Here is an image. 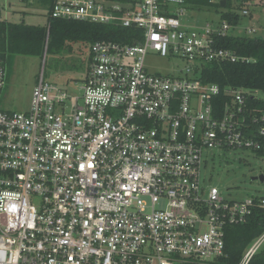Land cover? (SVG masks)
I'll return each mask as SVG.
<instances>
[{"label":"built area","instance_id":"built-area-1","mask_svg":"<svg viewBox=\"0 0 264 264\" xmlns=\"http://www.w3.org/2000/svg\"><path fill=\"white\" fill-rule=\"evenodd\" d=\"M221 1L234 12L239 0L211 2ZM241 1L249 16L250 0ZM192 6L54 0L52 19L140 35L135 44L91 45L82 98L41 76L28 111L0 109V264H219L226 228L264 210V197L227 202L203 185L207 151L261 149L264 110L249 108L245 90L203 80L209 64L249 60L219 46L228 20L184 26ZM149 52L186 66L181 75L152 74ZM7 83L0 56V98ZM263 246L264 234L239 264Z\"/></svg>","mask_w":264,"mask_h":264},{"label":"rangeland","instance_id":"rangeland-1","mask_svg":"<svg viewBox=\"0 0 264 264\" xmlns=\"http://www.w3.org/2000/svg\"><path fill=\"white\" fill-rule=\"evenodd\" d=\"M49 0H0L3 20L12 24L46 26L50 12ZM243 2H236L235 15L239 23L231 28V36L261 37L264 39V0H250L247 4L249 16L242 14ZM233 10L220 5H209L201 9H188L181 17L184 26L203 28L207 25L220 28L223 12ZM250 30L255 33L249 34ZM72 49L60 53H44L43 57L10 55L7 58L8 83L0 98V109L8 112H25L30 109L33 90L41 76L48 83L65 89L69 96L82 98L91 46L83 43L71 45ZM147 70L158 75H181L176 73L186 64L178 60L163 58L149 52ZM246 94L264 100V92L245 90ZM82 100H80V104ZM202 168L203 185L216 187L227 202H242L253 197H264V182L253 180L264 175V157L249 150L213 149L204 155ZM164 207L165 203L162 202Z\"/></svg>","mask_w":264,"mask_h":264},{"label":"trees","instance_id":"trees-1","mask_svg":"<svg viewBox=\"0 0 264 264\" xmlns=\"http://www.w3.org/2000/svg\"><path fill=\"white\" fill-rule=\"evenodd\" d=\"M212 0H189L191 9H201L215 5ZM54 0H49V4ZM218 5V4H217ZM49 17L46 26L0 23V56L5 64L10 55L43 57L44 53H60L72 49L71 45L83 43L115 41L135 44L140 35L137 29H125L121 25H105L91 22L68 21ZM223 20L233 26L239 23L234 12H223ZM219 46L234 51L246 62H219L205 67L203 80L216 83L221 88H234L264 92V39L261 37L228 36L218 39ZM8 67V64H7ZM251 110H264V100L251 96L248 102ZM251 133L256 132V126ZM255 153L264 157V138L261 149ZM264 234V210L255 207L248 221L242 225L228 226L225 230V255L219 264H239L252 243ZM250 264H264V246L254 256Z\"/></svg>","mask_w":264,"mask_h":264},{"label":"water","instance_id":"water-1","mask_svg":"<svg viewBox=\"0 0 264 264\" xmlns=\"http://www.w3.org/2000/svg\"><path fill=\"white\" fill-rule=\"evenodd\" d=\"M220 6L225 8L226 7V1H221ZM47 53V52H46ZM253 180H260L261 182H264V175H261L259 177H254Z\"/></svg>","mask_w":264,"mask_h":264},{"label":"crops","instance_id":"crops-1","mask_svg":"<svg viewBox=\"0 0 264 264\" xmlns=\"http://www.w3.org/2000/svg\"><path fill=\"white\" fill-rule=\"evenodd\" d=\"M7 65V64H6ZM8 79H9V77H8Z\"/></svg>","mask_w":264,"mask_h":264}]
</instances>
